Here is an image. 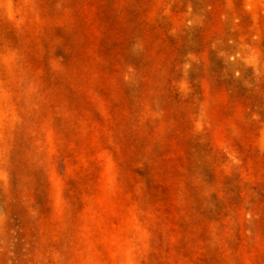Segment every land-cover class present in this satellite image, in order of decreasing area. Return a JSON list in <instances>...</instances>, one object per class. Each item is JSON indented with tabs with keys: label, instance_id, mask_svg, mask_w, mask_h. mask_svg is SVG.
Listing matches in <instances>:
<instances>
[{
	"label": "rangeland",
	"instance_id": "374dc122",
	"mask_svg": "<svg viewBox=\"0 0 264 264\" xmlns=\"http://www.w3.org/2000/svg\"><path fill=\"white\" fill-rule=\"evenodd\" d=\"M0 264H264V0H0Z\"/></svg>",
	"mask_w": 264,
	"mask_h": 264
}]
</instances>
